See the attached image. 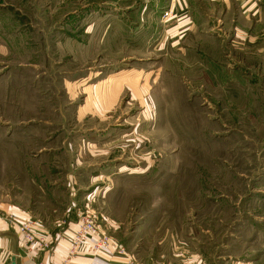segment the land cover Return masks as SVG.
Segmentation results:
<instances>
[{
    "label": "rangeland",
    "instance_id": "374dc122",
    "mask_svg": "<svg viewBox=\"0 0 264 264\" xmlns=\"http://www.w3.org/2000/svg\"><path fill=\"white\" fill-rule=\"evenodd\" d=\"M134 1L0 0V202L38 213L0 217L65 232L72 177L75 233L91 216L125 242L147 223L264 264V55L166 36Z\"/></svg>",
    "mask_w": 264,
    "mask_h": 264
},
{
    "label": "crops",
    "instance_id": "0c3cea01",
    "mask_svg": "<svg viewBox=\"0 0 264 264\" xmlns=\"http://www.w3.org/2000/svg\"><path fill=\"white\" fill-rule=\"evenodd\" d=\"M133 5L139 8L138 16L145 12L149 22L157 19L163 21L165 28L161 30H164L166 36L173 32V34L177 33L174 36L183 38L195 26L197 31L210 30L213 37L230 38V46L241 53L255 52L264 55V0H172V2L171 0H135ZM169 5L176 16L162 20V11L159 10ZM67 182L70 187L68 200L71 204L65 205L67 208L63 216L68 217L65 232L56 236L50 232L54 225L53 221L57 219L55 214L47 216V223H45L46 217H42L43 225L36 226L35 229V236L47 238L51 249L39 250L33 247L28 252L23 250L18 234L13 231L6 218L0 217L1 264H62L68 259L72 264H220L217 258L213 260L205 250L184 244L174 235L154 239L155 230L147 223L138 227L131 240L125 242L117 240L126 250L124 256L116 254L107 256L95 252L92 249L93 242L88 241L82 251L73 257L69 248L72 236L78 229V223L75 216L76 199L72 193V177ZM49 183L54 186L59 185L58 181L54 180ZM51 198L55 199V197ZM0 209L22 220L32 219V215H38L37 212L28 209V203L23 204L21 201L19 205L13 202L11 197L7 202H0ZM50 212L56 213L54 209ZM58 222L59 220L55 225H59ZM140 231H143V234H139ZM223 264H235V262L225 261Z\"/></svg>",
    "mask_w": 264,
    "mask_h": 264
},
{
    "label": "built area",
    "instance_id": "2783aa9c",
    "mask_svg": "<svg viewBox=\"0 0 264 264\" xmlns=\"http://www.w3.org/2000/svg\"><path fill=\"white\" fill-rule=\"evenodd\" d=\"M168 15V14H166ZM10 225L17 226L18 234L20 235V245L27 251H30L33 247L39 250H48L51 249V244L47 240V238L41 237L37 238L34 235V224L33 223H23L18 224L16 221H9ZM80 228L75 233L70 246H72V250L70 254L74 257L81 252L83 247L87 244L88 241L92 243V249L95 252L102 253L105 255L113 256L116 254L117 256H124L126 254V250L122 244H120L117 240L112 237L100 233L99 234V225L95 221V219L91 216L81 217V221L79 220ZM41 264V263H39ZM62 264H72L68 259L64 261Z\"/></svg>",
    "mask_w": 264,
    "mask_h": 264
}]
</instances>
